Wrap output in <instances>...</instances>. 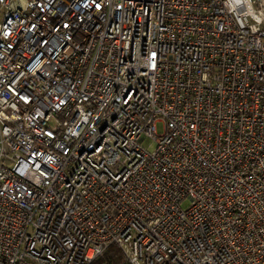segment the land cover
<instances>
[{
	"label": "built area",
	"instance_id": "1",
	"mask_svg": "<svg viewBox=\"0 0 264 264\" xmlns=\"http://www.w3.org/2000/svg\"><path fill=\"white\" fill-rule=\"evenodd\" d=\"M112 245L264 264V0H0V264Z\"/></svg>",
	"mask_w": 264,
	"mask_h": 264
},
{
	"label": "trees",
	"instance_id": "2",
	"mask_svg": "<svg viewBox=\"0 0 264 264\" xmlns=\"http://www.w3.org/2000/svg\"><path fill=\"white\" fill-rule=\"evenodd\" d=\"M100 260H106L109 264H132L121 249L115 245L110 246Z\"/></svg>",
	"mask_w": 264,
	"mask_h": 264
},
{
	"label": "rangeland",
	"instance_id": "3",
	"mask_svg": "<svg viewBox=\"0 0 264 264\" xmlns=\"http://www.w3.org/2000/svg\"><path fill=\"white\" fill-rule=\"evenodd\" d=\"M157 131L158 133H162L164 131V125L163 123H159L158 126H157ZM151 142V139L148 138L145 142H144V145H146L147 147H149L150 149L153 148V143L151 142V145H149Z\"/></svg>",
	"mask_w": 264,
	"mask_h": 264
}]
</instances>
